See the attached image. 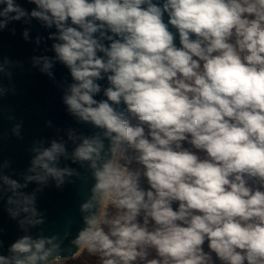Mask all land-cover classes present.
Listing matches in <instances>:
<instances>
[{"label": "clouds", "instance_id": "1", "mask_svg": "<svg viewBox=\"0 0 264 264\" xmlns=\"http://www.w3.org/2000/svg\"><path fill=\"white\" fill-rule=\"evenodd\" d=\"M26 3L0 0V33L33 20L49 30L54 55L31 67L94 131L33 140L19 173L0 160V204L25 233L0 264H264V0ZM56 63L70 81L57 82ZM23 67L0 57V100ZM81 169L91 184L66 252L70 233L29 230L46 221L39 195Z\"/></svg>", "mask_w": 264, "mask_h": 264}, {"label": "water", "instance_id": "2", "mask_svg": "<svg viewBox=\"0 0 264 264\" xmlns=\"http://www.w3.org/2000/svg\"><path fill=\"white\" fill-rule=\"evenodd\" d=\"M19 2L25 7H33L27 4L26 0ZM12 26L16 28L15 35L8 31L0 33V57L7 56L13 61H22L24 67L23 70L19 68L14 70L15 94L0 100V160H11L12 168L19 173L28 164V149L33 140L41 138L51 140L57 136L67 140L66 133L69 128L75 129L77 134L86 135L93 134L94 129L91 125L78 123L71 117L61 102L62 92L57 83L31 67V56L54 55L51 51L53 41L47 39L49 30L36 20H33L31 25L17 23ZM24 28H29L31 42L24 41L22 37ZM37 35L43 38L39 47L34 42ZM53 71L57 82L70 81L68 70L63 65L56 63ZM9 115L14 116L15 120H9L7 118ZM19 121L23 122L22 139L10 134L13 123ZM47 121H52L51 128L46 126ZM68 143L71 151L72 144L70 141ZM68 163L71 167H79L71 164L70 161ZM81 172V178L74 185H67L63 190L49 186L39 195L38 206L45 212L46 221L40 228L29 230L33 236L40 231L45 235L70 233L69 238L64 241L66 252L71 247L69 240L80 227L79 204L87 197L91 184L87 173L82 169ZM0 230H2L0 241L3 242V249L0 251L5 254L8 246L25 234L18 222L10 218L2 204H0Z\"/></svg>", "mask_w": 264, "mask_h": 264}, {"label": "rangeland", "instance_id": "3", "mask_svg": "<svg viewBox=\"0 0 264 264\" xmlns=\"http://www.w3.org/2000/svg\"><path fill=\"white\" fill-rule=\"evenodd\" d=\"M72 264H92V258L84 254L80 257L78 261H73Z\"/></svg>", "mask_w": 264, "mask_h": 264}]
</instances>
